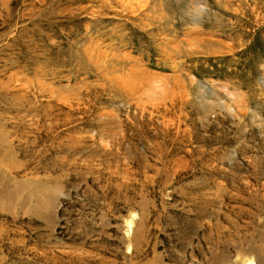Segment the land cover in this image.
<instances>
[{
	"label": "rangeland",
	"instance_id": "obj_1",
	"mask_svg": "<svg viewBox=\"0 0 264 264\" xmlns=\"http://www.w3.org/2000/svg\"><path fill=\"white\" fill-rule=\"evenodd\" d=\"M0 264H264V0H0Z\"/></svg>",
	"mask_w": 264,
	"mask_h": 264
}]
</instances>
